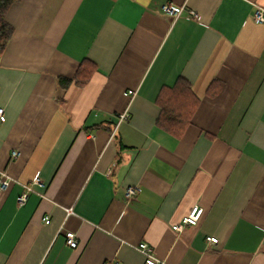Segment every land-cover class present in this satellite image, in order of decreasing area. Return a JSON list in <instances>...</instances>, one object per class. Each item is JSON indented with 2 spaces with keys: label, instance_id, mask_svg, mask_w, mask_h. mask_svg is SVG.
<instances>
[{
  "label": "crops",
  "instance_id": "crops-1",
  "mask_svg": "<svg viewBox=\"0 0 264 264\" xmlns=\"http://www.w3.org/2000/svg\"><path fill=\"white\" fill-rule=\"evenodd\" d=\"M163 3L184 10L173 20ZM256 7L264 0L10 5L0 170L18 182L0 192V264H144L132 247L141 242L167 264H264V22L252 18ZM83 60L95 67L88 81L62 86ZM178 78L196 100L180 135L156 123L160 94ZM35 179L44 196L19 203L22 184ZM129 186L137 192L127 200ZM193 205L203 208L197 223L174 231Z\"/></svg>",
  "mask_w": 264,
  "mask_h": 264
},
{
  "label": "trees",
  "instance_id": "trees-1",
  "mask_svg": "<svg viewBox=\"0 0 264 264\" xmlns=\"http://www.w3.org/2000/svg\"><path fill=\"white\" fill-rule=\"evenodd\" d=\"M16 0H0V55L12 34L13 28L6 21L5 15L12 3ZM95 67L89 60L80 62L74 76L69 78H60L62 86L74 82L78 86L84 85ZM164 93V94H163ZM160 114L157 118V124L165 130L180 135L183 129L189 124L192 117L196 100L191 94L189 84L182 78H178L174 87L165 88L159 97Z\"/></svg>",
  "mask_w": 264,
  "mask_h": 264
},
{
  "label": "built area",
  "instance_id": "built-area-1",
  "mask_svg": "<svg viewBox=\"0 0 264 264\" xmlns=\"http://www.w3.org/2000/svg\"><path fill=\"white\" fill-rule=\"evenodd\" d=\"M160 10L163 11L170 19H177L178 16L181 15V13L184 10V6L179 7H172L169 3H163L160 5ZM189 16H196V13L192 10H189L188 12ZM252 18L255 22H264V8L256 7L252 13ZM135 91L128 90L126 94L133 95ZM128 118V113L126 111L120 113L118 115V121H122ZM6 119L5 111L3 107H0V123L4 122ZM17 155V151L12 152V156ZM18 181L9 175L6 171L0 170V192L5 190L11 183H17ZM23 191L18 196V202L22 203L26 200L28 193H38L42 197L44 196L38 188H43L44 183L40 181L39 179H35L31 184H22ZM137 189L136 187L129 186L126 188L125 191V198L127 200H130L133 198V196L136 194ZM66 212L68 214L72 213V210L70 208L66 209ZM203 212V208L199 205H193L187 215H185L181 221L177 224L172 225V229L176 232L181 231L184 226L186 225H194L197 223L199 218L201 217ZM48 218L45 217L44 222H48ZM65 239L67 244L74 248L77 246V239L76 235L72 231H66L65 233ZM207 240L209 242H216L217 238L209 236L207 237ZM132 247L137 250L144 258V264H167L164 260L159 259L156 257L151 247L146 242L138 243L137 245H132ZM103 264H118L115 260L105 261Z\"/></svg>",
  "mask_w": 264,
  "mask_h": 264
}]
</instances>
